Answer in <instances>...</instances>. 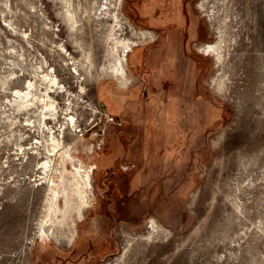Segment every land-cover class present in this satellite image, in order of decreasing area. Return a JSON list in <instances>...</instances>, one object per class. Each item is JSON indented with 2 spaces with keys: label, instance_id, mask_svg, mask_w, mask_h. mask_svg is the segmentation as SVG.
Here are the masks:
<instances>
[{
  "label": "rangeland",
  "instance_id": "obj_1",
  "mask_svg": "<svg viewBox=\"0 0 264 264\" xmlns=\"http://www.w3.org/2000/svg\"><path fill=\"white\" fill-rule=\"evenodd\" d=\"M140 28L154 37L127 52L129 80H95L108 50L122 55L114 38ZM216 41L222 59L203 48ZM50 69L60 106L65 89L77 95L76 123H47L96 164L83 218L68 211L72 243L67 218L39 235L51 201L41 103L8 101L28 79L44 90ZM100 110L121 125L100 135ZM152 218L162 230L147 240ZM0 264H264V0H0Z\"/></svg>",
  "mask_w": 264,
  "mask_h": 264
},
{
  "label": "bare ground",
  "instance_id": "obj_2",
  "mask_svg": "<svg viewBox=\"0 0 264 264\" xmlns=\"http://www.w3.org/2000/svg\"><path fill=\"white\" fill-rule=\"evenodd\" d=\"M65 2L69 3V0H65ZM64 14L69 23V27L75 28V25L77 22L75 12L69 6H66L64 10ZM114 18H115L117 26L121 28L123 24H122L121 19L118 18V14H114ZM133 34L134 36L132 37L124 36V37L114 38L115 39L114 49L120 46L123 51L122 55L120 53L119 54L116 53V55H114L113 54L114 50L112 51L108 50L110 53L108 64L107 66H104V65L100 66V75H97L95 77V80H97L100 76L111 75V74H114L115 77L117 76V78L122 83H126L129 80L128 74L126 73V70L124 68V63H123L124 60H126L127 52L129 50H132V47H133L132 45H136L140 40H144L145 38L154 37L153 32L149 29H141V28L135 29ZM110 39H111V36H110ZM220 43L221 42L219 41L208 42L203 46V48L205 49V51H212L216 53L220 59L221 57ZM85 58L88 63L86 65V70L87 72H90L93 61L91 60L89 53L85 55ZM75 69L77 70L76 67ZM42 79L46 81L44 90L37 91L36 90L37 86L35 82L32 81L33 79L32 80L28 79L24 88H15L12 91L13 97L9 98L8 101H10L9 103L14 105L16 109L18 110L28 109L30 106H33V105L37 106L38 105L37 103H41L40 105L41 108L38 113L39 114V126L40 127L42 126V128L46 127L48 132L50 133L51 145L49 144L50 143L49 142L48 143L49 147L46 150L48 151V154L47 155L45 154L46 155L45 158L42 161H40L42 170L44 171V173H47V177H45L46 185H47V189L50 190V194H51L50 196L51 201L49 205L50 215L41 222V226L39 230L40 237L44 239L45 237L46 238L48 237V232H47L48 230H51V233H54L53 228L56 223H61L62 220L66 221V218L70 219V216L69 217L67 216L69 210L71 209L76 210L78 214L77 218L78 219L83 218L84 216L83 210L86 206L89 205V201H90L89 196H90L91 187H92L90 172L96 166V164H92L89 167V166L82 164L79 158L76 159L75 156L72 155L71 153L72 149L70 145L72 143L70 145H68L67 143H63L62 141L63 139L60 140V138L55 134L54 126L52 124L49 125L47 123V119L58 121L59 120L58 117L62 114V117L68 121V124H70L71 126H75L76 118H75L74 113H72V110H71L72 108L71 104L73 103L74 99H73V96L71 95H74L75 97L77 95L72 94L70 90L65 89L66 95H67V98H66L67 102L65 103L66 106L65 105L60 106L57 99L51 92H53L54 90L53 86L56 85V87L59 88L60 86H64V85H62V83H60V81L58 80V77L55 74L54 69L44 71L42 73ZM38 87L40 88V86ZM81 87L83 86L81 85ZM59 127L61 131L64 129V126H62V124H60ZM57 155H59L60 161H57ZM75 160L77 161L78 166L75 165V162H76ZM66 161L71 162L73 166L72 169L70 168L67 169L66 164H65ZM59 197H62L64 200L63 207H59L57 205V201L59 200ZM74 197L76 198V201H74ZM57 212H60L62 214L60 218H57L56 216ZM70 220H71L70 224L72 225V230H71V234L68 240L70 243H72L75 240V237L77 235V229H76L74 220L73 219H70ZM156 221L153 218L149 220V223H151V230L144 236L145 239L149 240L153 238L158 232L162 230L161 226H159L160 224H157Z\"/></svg>",
  "mask_w": 264,
  "mask_h": 264
},
{
  "label": "built area",
  "instance_id": "obj_3",
  "mask_svg": "<svg viewBox=\"0 0 264 264\" xmlns=\"http://www.w3.org/2000/svg\"><path fill=\"white\" fill-rule=\"evenodd\" d=\"M99 115L100 121H103V119L105 118V121L101 123L100 130L98 131L100 135H103L106 132L109 124L121 125V120L107 111L103 112L102 110H100Z\"/></svg>",
  "mask_w": 264,
  "mask_h": 264
},
{
  "label": "crops",
  "instance_id": "obj_4",
  "mask_svg": "<svg viewBox=\"0 0 264 264\" xmlns=\"http://www.w3.org/2000/svg\"><path fill=\"white\" fill-rule=\"evenodd\" d=\"M172 103H168V107H170ZM173 115H174V110H169V115H168V119H170V121L172 122L173 119Z\"/></svg>",
  "mask_w": 264,
  "mask_h": 264
}]
</instances>
